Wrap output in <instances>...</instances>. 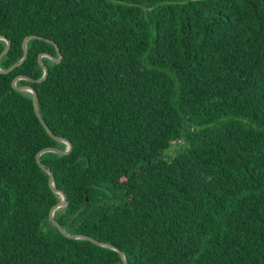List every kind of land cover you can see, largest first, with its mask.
<instances>
[{
	"label": "trees",
	"instance_id": "obj_1",
	"mask_svg": "<svg viewBox=\"0 0 264 264\" xmlns=\"http://www.w3.org/2000/svg\"><path fill=\"white\" fill-rule=\"evenodd\" d=\"M0 264H264V0H0ZM42 37V38H41ZM46 38V39H44ZM55 42L62 54L59 58ZM7 42L0 39V55Z\"/></svg>",
	"mask_w": 264,
	"mask_h": 264
},
{
	"label": "water",
	"instance_id": "obj_2",
	"mask_svg": "<svg viewBox=\"0 0 264 264\" xmlns=\"http://www.w3.org/2000/svg\"><path fill=\"white\" fill-rule=\"evenodd\" d=\"M36 37H39V36H36V35H29L25 38L24 42H23V48H24V56L22 57V59H20L18 62H16L13 66H11L10 68L8 69H2L0 67V72H3V73H7V72H10L12 69H14L15 67L21 65L22 63H24V61L27 59L28 57V48H27V42L29 39L31 38H36ZM42 38V37H41ZM0 39H3L7 42V46L6 48L3 50V52L1 53L0 55V61L1 59L4 57V55L9 51L10 49V46H11V41L5 36V35H0ZM46 39V38H44ZM51 41V40H49ZM53 42V41H51ZM55 44V47H56V50L59 54V58H56L54 57L53 55H50V54H47V53H44V54H41L40 58H39V61L41 63V65L43 66L44 68V75L38 79V81H43L44 79L47 78L48 76V67L47 65L45 64V62L42 60V57L43 56H49L51 57L52 59H54L55 61H61L62 59V54L60 52V49L59 47L57 46V44L55 42H53ZM20 79H26L28 81H34L32 78L28 77V76H25V75H21L19 77H17L14 81H13V86L17 89V90H23V91H29V92H32L33 93V102H34V107H35V111H36V114L38 115V117L40 118L41 122L43 123L44 127L46 128V130L55 138H57L58 140L60 141H63L67 144L66 148L65 149H60V148H57V147H46L44 149H42L38 154H37V161L38 163L40 164V166L45 169L48 174H49V180H50V185L52 187V189L59 195V199H58V202L52 207L51 209V212H50V219L51 221L57 225V227L60 229V231L65 235V236H68V237H71V238H83V239H88V240H91L93 241L94 243H97L99 245H102V246H105V247H109V248H112V249H116L119 253H120V256L122 258V260L124 261L125 264H130L127 259H126V256L124 254V252L122 250H120L119 248L115 247L113 244L111 243H108V242H102V241H98L88 235H85V234H81V233H71L70 231H67L65 230L62 225L57 221V219L55 218V211L57 209H60L61 207H64L67 205L68 203V199H67V195L65 193V191L63 189H61L55 182V179H54V175H53V172L52 170L50 169V167H48L45 163H43L41 161V154L44 153V152H47V151H52V152H56V153H60V154H68L71 152L72 148H73V145H72V142L64 137H60V136H56L52 130L49 128V126L46 124L45 120L43 119L40 111H39V107H38V94H37V91L35 90V88L32 86V84L30 82H27L23 85H17V81L20 80Z\"/></svg>",
	"mask_w": 264,
	"mask_h": 264
}]
</instances>
